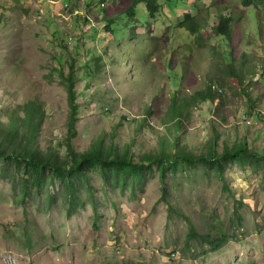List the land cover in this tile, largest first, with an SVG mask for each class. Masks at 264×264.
<instances>
[{"label":"rangeland","instance_id":"1","mask_svg":"<svg viewBox=\"0 0 264 264\" xmlns=\"http://www.w3.org/2000/svg\"><path fill=\"white\" fill-rule=\"evenodd\" d=\"M105 1L114 11L125 0ZM170 1L155 16L139 4V24L122 13L107 30L94 19L97 0H0V264H264V164L251 154L227 162L225 178L178 161L147 166L139 179L124 173L125 182L99 166L66 176L48 169L36 180L15 157L27 150L69 165L63 75L72 68L77 154L100 147L155 160L204 152L217 135L220 151L242 141L264 153V40L248 50L254 80L249 73L239 86L227 81L220 42L198 48L199 34L168 29L163 14L173 26L177 3L199 19L222 7L256 35L263 2L256 11L241 0ZM210 85L214 98L202 97Z\"/></svg>","mask_w":264,"mask_h":264},{"label":"trees","instance_id":"2","mask_svg":"<svg viewBox=\"0 0 264 264\" xmlns=\"http://www.w3.org/2000/svg\"><path fill=\"white\" fill-rule=\"evenodd\" d=\"M261 2H264V0H242V6L244 8L254 7L259 8V5ZM139 4H144L147 11H149L152 14L161 13L163 10V5L161 6L160 3L156 0H125L119 5V3L115 4L114 11H110V6L103 7L101 9L102 13L101 15L96 14L94 15V19L97 21H105V27L107 30H111L115 24L117 19H120L122 16V13H124L129 18H135L137 15V8L136 6ZM1 8V7H0ZM258 10V9H256ZM165 16V14H164ZM136 19V18H135ZM231 19H219L218 25L213 27L209 26L207 21L205 19H198V17H192L190 14H186L184 18L179 19L177 21V25H180V27L186 29L189 32H200L205 33L208 29H210L216 36L221 37V42L224 45L228 44L229 38L233 34V26L236 25V23L229 22ZM135 25L139 24L138 19L135 20ZM261 24H264V21L259 19L258 22V34L254 35L252 32H242L244 33L243 39H238V42L241 43L239 50L241 51L239 54L238 59L240 61H237L236 58H234L233 55H229L228 60L226 61V78L227 81L233 84H238L239 86H243L244 81L246 79V76L252 78V81L254 80V76L256 75L257 68V61L256 56L253 55L254 51L249 52L248 50L251 49V47H255L256 45H263L264 40V32H262L263 26ZM176 24L174 25V27ZM186 27V28H185ZM245 30V28H244ZM116 38V37H115ZM201 38H204L202 35ZM206 41V40H205ZM216 41H220V39H216ZM243 41V42H242ZM233 48V45L231 46ZM232 50V49H231ZM233 53V51H232ZM72 60H74L72 58ZM260 60V59H259ZM247 66L252 67L251 70H245V68H248ZM63 78H65L66 81V87L68 91V98L70 101V119H69V139L67 141V147L68 152L67 155L69 157V165L67 167H64V165L56 164L54 161H52L50 156L43 157L39 154H35L32 151L24 150L23 152L18 151L17 154H15V157L18 155L25 158V162L28 165V171L35 175V179L39 180L42 175V171L52 169L53 172H55L59 176H66V175H78L82 174L83 170L86 167H101L102 169H109L113 171L116 175H120V181H124L123 174L124 173H130L133 178L139 179V174L142 169L146 168L147 166H151L152 164H158L159 167L165 168L166 164L175 163L178 161L188 162V163H194L195 161L205 163L209 167L217 170L219 175L222 178H225V167L226 163L229 161H237L240 158V155L243 153L251 154L254 159L260 160L264 164V153L259 154L255 150L250 149V145L248 142H236L233 146L225 145L223 150L220 151L218 149V141L217 136H214L212 140L209 141L211 143L210 147L203 152L199 153H191L187 152L184 149H179L176 152H172L169 155H159L156 157L155 160L149 159V157H146L145 161L135 162L132 158H130L127 153H118L113 149H110L108 151L103 150L102 148H93L88 153H82L77 154L72 150L70 141L71 139L75 138L77 135V129H76V121L78 120V110L79 105L76 102V94L74 89V80H75V71L73 68L69 71L67 75H63ZM215 91L212 88V85L207 87V91L202 94V97L206 98H214ZM248 95V94H247ZM249 96V95H248ZM176 102L171 101V111L175 114V107ZM30 109L25 110V121L28 123V125L32 126L34 123L33 118V111L31 107ZM37 111V110H35ZM149 113V112H148ZM180 114V113H179ZM174 120L177 122L180 121V118L178 116L174 117ZM175 121V122H176ZM34 122V123H33ZM176 144V149L178 148V141L174 142ZM102 147V145H99ZM1 152V151H0ZM125 182V181H124ZM123 184V183H122ZM124 185V184H123ZM164 190V189H163ZM163 199L166 200V195H163ZM195 234V232H193ZM211 244L214 245L215 249L220 248V242H217V240H211Z\"/></svg>","mask_w":264,"mask_h":264},{"label":"clouds","instance_id":"3","mask_svg":"<svg viewBox=\"0 0 264 264\" xmlns=\"http://www.w3.org/2000/svg\"><path fill=\"white\" fill-rule=\"evenodd\" d=\"M98 1V3H97V5H98V7H100V6H102V7H105V5L107 4V2L105 1V0H97ZM156 1H158L159 2V0H156ZM161 1V5H163V3H165V2H168V1H170V0H160ZM176 1H180V2H182L183 3V1L184 0H176ZM170 2H172V1H170ZM215 2V1H214ZM217 2V4H220V2L217 0L216 1ZM177 3V2H176ZM178 5H176V6H179V7H177L176 8V11H178V14H179V19H182V18H184V16L186 15V14H190L191 15V13H190V11L189 10H181L180 8H183L184 7V4H179V3H177ZM263 4H264V2H263ZM241 5H242V0H241ZM163 7V6H162ZM219 9H221L222 10V12H221V14L219 13ZM260 9V8H259ZM175 11V12H176ZM256 11H258V10H256ZM113 12V11H112ZM149 12V11H148ZM150 13V12H149ZM151 14V16H155V14H152V13H150ZM163 14H165V17H166V22H168V26H167V28L168 29H170L171 27L173 28L174 27V25L176 24V26H175V28L176 29H179V28H182V27H180V25H177V21L179 20V19H176L177 21L173 24V26L172 25H170V22L168 21V19H167V12L166 13H164L163 12ZM223 14V15H222ZM192 16V15H191ZM196 16H198V15H196ZM172 17V16H171ZM170 17V18H171ZM192 17H194V16H192ZM173 19H174V17H172ZM198 19H199V17H198ZM202 19H204V18H202ZM209 19H215L216 21H215V23L214 24H212V21L211 20H209ZM209 19H205L206 21H207V23L209 24V26H213V27H215V26H217L218 25V22H219V20L217 21V19H225V20H227V19H231V21H229V22H233V23H236V25L235 26H233V34L231 35V37L229 38V40L230 41H228V44L227 45H224L222 42H221V37H219V36H216L210 29H208L207 30V32H205V33H200V32H196V33H193V32H189L191 35H196V34H199V38H200V40H198L197 41V47L198 46H200V47H202V46H204V45H211V46H214L218 41H216V39H220V47L221 46H223L224 48H223V52L222 53H225V54H228V55H233V53H232V51H234V49H235V51L237 52V53H239L240 54V50H239V47H240V44L241 43H239L238 42V39H240V38H236V36L237 35H240L241 36V39H243V35H244V33H242V32H245V30H243V27H242V23H240V21H239V19H237V16L230 10V9H222V7H218V9H217V11L216 12H214L213 14H212V16L209 18ZM259 16H258V21H259ZM239 26H240V28H239ZM240 29H241V31H240ZM204 36V38H201V36ZM206 40V41H205ZM210 40H213V42H210ZM243 42V41H242ZM233 45V48H231V46ZM199 48V47H198ZM232 49V50H231ZM234 56V55H233ZM210 58H211V56L210 57H207V58H205V61H210ZM234 58H236V59H238L237 58V56H236V54H235V56H234ZM249 123H252L251 121L249 122Z\"/></svg>","mask_w":264,"mask_h":264}]
</instances>
